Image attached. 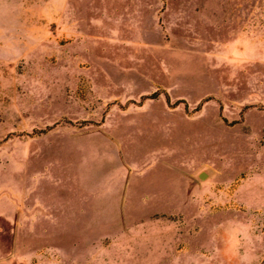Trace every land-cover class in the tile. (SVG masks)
<instances>
[{
  "label": "rangeland",
  "instance_id": "obj_1",
  "mask_svg": "<svg viewBox=\"0 0 264 264\" xmlns=\"http://www.w3.org/2000/svg\"><path fill=\"white\" fill-rule=\"evenodd\" d=\"M0 264H264V0H0Z\"/></svg>",
  "mask_w": 264,
  "mask_h": 264
},
{
  "label": "trees",
  "instance_id": "obj_2",
  "mask_svg": "<svg viewBox=\"0 0 264 264\" xmlns=\"http://www.w3.org/2000/svg\"><path fill=\"white\" fill-rule=\"evenodd\" d=\"M156 97V93H154V95H152L151 97H146V98H155Z\"/></svg>",
  "mask_w": 264,
  "mask_h": 264
},
{
  "label": "water",
  "instance_id": "obj_3",
  "mask_svg": "<svg viewBox=\"0 0 264 264\" xmlns=\"http://www.w3.org/2000/svg\"><path fill=\"white\" fill-rule=\"evenodd\" d=\"M201 177L202 178H204L205 177V173L203 172V173H201Z\"/></svg>",
  "mask_w": 264,
  "mask_h": 264
}]
</instances>
